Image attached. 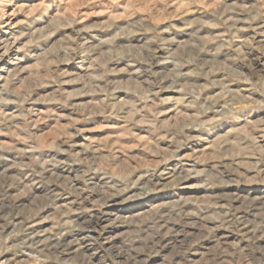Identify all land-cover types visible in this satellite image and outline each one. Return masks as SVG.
Listing matches in <instances>:
<instances>
[{
    "label": "rangeland",
    "instance_id": "1",
    "mask_svg": "<svg viewBox=\"0 0 264 264\" xmlns=\"http://www.w3.org/2000/svg\"><path fill=\"white\" fill-rule=\"evenodd\" d=\"M0 264H264V0H0Z\"/></svg>",
    "mask_w": 264,
    "mask_h": 264
}]
</instances>
